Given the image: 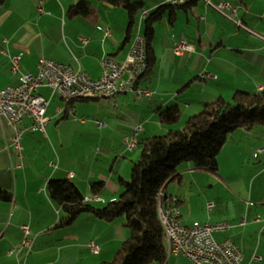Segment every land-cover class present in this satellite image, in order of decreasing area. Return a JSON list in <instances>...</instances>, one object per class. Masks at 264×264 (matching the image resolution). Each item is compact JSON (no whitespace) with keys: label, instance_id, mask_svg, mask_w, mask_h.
I'll use <instances>...</instances> for the list:
<instances>
[{"label":"crops","instance_id":"0c3cea01","mask_svg":"<svg viewBox=\"0 0 264 264\" xmlns=\"http://www.w3.org/2000/svg\"><path fill=\"white\" fill-rule=\"evenodd\" d=\"M80 1L44 0L43 3H37L36 0H5L4 6L0 8V88L17 85L22 73H36L42 58L80 67L91 79L101 76V61L104 58L117 61L126 58L137 29L136 26L133 37L128 36L127 13L123 9L90 0L89 6L95 11L96 17H69L70 7ZM139 1L145 3L149 12L166 4L164 0ZM190 1L194 3L186 8H177L175 12L167 10L155 24L153 47L157 57L156 67L138 82V87L149 89L152 96L140 100L131 91L113 98L116 114L121 116L118 120L125 121L133 131L138 126L142 127L139 140L144 139L143 135L145 138L165 135L180 124H161L158 116L160 110L179 106L182 113L184 111L182 123L219 97H230L238 90L251 93L264 90V0H212L214 4L226 1L235 6L237 13L234 19H228L203 0L187 2ZM40 4L45 12L39 11ZM166 14H169L172 34L171 39L163 38L162 54H159L156 46L157 25ZM237 21L244 28L238 27ZM105 29L111 30L110 37H105ZM181 38L194 46L195 52L175 55L172 47ZM20 54L23 56L18 72H13L12 59ZM202 72L213 73L218 79L201 82L198 77ZM39 92L50 97L46 87ZM88 101H74L72 106L75 113L72 114L76 115L78 102ZM62 107L64 103L60 98L52 99L47 113L50 118L47 128H50L51 133L54 132L52 125L55 120L67 119L72 115L68 112L59 114L58 109ZM24 122L29 124L27 119ZM85 123L86 120L81 121V124ZM103 131L102 136L105 135ZM104 132L109 133L110 130ZM132 132H123V152L119 151L120 154L116 155L111 165L109 161L113 150L110 146V149H98L95 158H79L74 165L60 160L57 168H53L50 167L52 159L49 161L50 156H45L47 167H36L30 158V145L37 143L43 147L41 140L45 136L35 135L38 132H27L21 140L25 146L22 145L23 150L20 151L14 146L10 127L5 122L0 124V190L13 194L10 202L0 200V264H99L111 261L129 237L123 219L105 222L91 214H83L73 225L58 226L64 214L50 198L46 187L51 179H72L76 180L75 184L85 196H91V185L103 182L106 190L104 195L99 196L102 201L91 203L103 207L109 201L116 200L122 190L119 178L126 181L130 178L133 159L140 156H134V151H127L124 144V138ZM236 133L250 139L253 145L249 146L243 161V156H233L231 164L237 169L230 173H226L230 166L229 160L223 165L221 157L229 142L222 148L218 156V172L210 174L222 180L226 196L219 193L217 201L206 202L213 201L215 204L211 210L205 205L208 216L200 219L193 217L191 206L186 205L184 196L178 190L168 189L172 181L168 183L164 194L184 198L180 205L183 225L229 222L231 230L216 232L215 239L220 242L228 238L233 240L243 253L242 264H264V208H256L258 204L264 205V153L258 158L254 157L257 150L264 148V130L258 129L256 134L245 130ZM50 152L45 155H50ZM103 153L106 155H101L99 160L98 155ZM186 173L203 176L209 172L197 170L188 164L180 172L183 175ZM71 174L73 178H70ZM245 177H250V189L246 191L248 196L237 190V187L241 189L246 183ZM259 178L262 180L258 183V189L254 190ZM198 201L202 202L201 199ZM24 225L31 229L32 247L10 254L11 250L22 244L24 235L21 227ZM91 242L100 248L99 254L91 252ZM254 256L261 260L254 261ZM164 264L192 263L183 256L168 252Z\"/></svg>","mask_w":264,"mask_h":264},{"label":"trees","instance_id":"16d2710c","mask_svg":"<svg viewBox=\"0 0 264 264\" xmlns=\"http://www.w3.org/2000/svg\"><path fill=\"white\" fill-rule=\"evenodd\" d=\"M90 0H81L71 6L68 16L89 18L95 16ZM107 6L123 9L129 20L128 36L133 37L139 18L146 5L139 0H93ZM194 1L182 5L164 4L148 13L143 24L147 41L148 68L144 76L153 72L157 57L154 52L155 24L167 10L186 8ZM5 0H0V8ZM147 10V9H146ZM174 15V13H173ZM171 16V19L173 17ZM101 99L85 98L81 100ZM159 121L166 126L180 122L182 111L171 106L159 111ZM264 130V90L256 93L236 91L231 100L224 97L207 103L202 112L190 116L182 129H170L162 136L139 140L138 160L132 163L130 181L119 178L121 193L116 200L97 207L85 200V195L70 179H51L47 193L64 216L58 226L73 225L83 214H91L105 222L123 218L129 237L111 261L99 264H164L168 257L164 230L158 214V199L168 183L181 178L179 168L190 164L195 169L216 174L218 156L230 136L239 130L256 134ZM105 183L91 185L93 195L102 196ZM0 200L10 202L13 194L0 190Z\"/></svg>","mask_w":264,"mask_h":264},{"label":"built area","instance_id":"2783aa9c","mask_svg":"<svg viewBox=\"0 0 264 264\" xmlns=\"http://www.w3.org/2000/svg\"><path fill=\"white\" fill-rule=\"evenodd\" d=\"M43 3L44 0H36ZM188 0H164L166 4L182 5ZM206 4L214 7L228 19H234L237 8L231 3L220 1L214 4L212 0H206ZM39 11L45 12L40 4ZM149 11L143 10L139 18L136 33L133 37L130 50L126 58L117 61L113 58H104L101 61L102 74L98 79H91L80 67L75 68L70 64L56 62L49 58H42L38 63L36 73L27 72L19 76L17 85L0 88V124L3 122L13 132L12 140L14 146L22 151L21 140L27 132H43L47 136L46 128L50 123L48 109L53 98H60L64 107L58 109L59 114L68 112L75 113L72 106L74 101L85 98H115L121 93L135 92L137 99L150 98L152 92L146 88L138 87V82L145 75L148 68L147 41L143 33V24ZM238 27L244 25L237 21ZM105 37L111 36V30H104ZM177 56L185 53L195 52L194 46L186 39H179L172 47ZM23 54L12 59V71L18 72L19 63ZM198 79L201 82L216 80L218 76L210 72H202ZM46 87L50 91V97L40 94V89ZM29 124H25V120ZM82 122L84 118L80 119ZM102 126L101 122H97ZM142 127L134 129L130 136L124 138L127 151L137 150L139 136ZM264 153V148L254 154L258 158ZM22 156V154H20ZM58 163H50V167L57 168ZM158 199V214L164 230L165 241L169 254L183 256L192 264H242L243 253L239 246L231 239L217 241L214 237L216 232H227L232 226L229 222L216 224L205 223L185 226L181 222L180 205L182 199L177 196H165L160 192ZM88 203L91 201H102L99 196H86ZM160 200H167L168 210L160 209ZM215 204L209 202L207 208L213 209ZM24 235L22 244L10 251L21 252L32 247L31 229L24 225L21 227ZM92 253L99 254L100 248L94 243L89 244ZM254 261H260L258 256L253 257Z\"/></svg>","mask_w":264,"mask_h":264},{"label":"rangeland","instance_id":"374dc122","mask_svg":"<svg viewBox=\"0 0 264 264\" xmlns=\"http://www.w3.org/2000/svg\"><path fill=\"white\" fill-rule=\"evenodd\" d=\"M157 28L158 44L156 46L157 48H159V54H162L163 46L161 42L163 38L171 39L172 34L169 25V14H166L164 20L157 25ZM165 65H167V63H165ZM227 90L229 89H226V91ZM231 97L232 95L226 98L227 100H231ZM143 103H145V101ZM183 115L184 111L182 113V116ZM83 117L86 120L85 124H81L80 119ZM119 117L121 116L119 114H116V108L113 103V99L111 98L91 99L88 102H78L76 115L72 114L67 119L58 118L54 121L52 125V129H54V132L51 133L50 128H46L47 136L43 132H38L37 134H35L45 136V138H42L41 140L44 144L43 147H41L37 143L34 146L30 145V158L35 162L36 167L44 165L47 167V159L44 158L45 156L46 158L50 156L48 157V160L51 161L52 159L51 162L58 163L60 160H63L69 165H74L80 159L89 160L92 157L95 158L97 155L96 151L97 153L99 151L98 149L102 147L109 148L111 146V150H113L111 159L109 161L111 165L114 162L116 155L120 154L119 151L123 152V135L125 134L123 132L133 131L132 129H130L129 125L125 123V121H121V119L118 120ZM97 122H102V124L104 125L100 127ZM185 123V120L182 123L180 120V124L178 123L179 125H177L174 129H182ZM107 129L110 130L109 133L104 132ZM101 130H104L103 133L105 134V137L102 136ZM142 138H145V136L143 135ZM229 140L231 141H228L230 144L228 143L226 150H224L221 154L223 165H225V162H227V160H229L230 162V166L226 173L233 172L237 169L231 164V162H233V156H235L236 154L243 156V158L241 159L243 161V159L249 152V148L253 145L250 139L244 138L243 135L239 133L232 134ZM22 145L25 146L24 142H22ZM237 147L238 151H236ZM49 151H51L50 155H45V153L48 154ZM140 153L141 149L138 147L133 154L134 156H139ZM133 154L131 155L133 156ZM101 155L105 156L106 154H99V160H101ZM128 157L131 158L130 156ZM104 159L105 158H102V160ZM133 160L136 161L138 159L135 158ZM183 167L184 165L179 168L180 172ZM238 170L242 172L241 168H239ZM180 175L182 178L180 180L172 181L168 189L176 191L178 190L184 196V198L187 200L186 205L189 204L191 206V215L193 217L195 216V218L197 219H200L206 215L208 216V213L205 209V205L208 204L206 203L208 200H216L219 193H222V195L226 196V190L222 186L224 184L222 180L217 178V176H213L210 173H206L203 176L199 175V173L196 175H190L189 173H186V175ZM130 179L131 175L130 178L127 179V181H130ZM245 179L246 183L243 184L241 189L237 187V190L241 192L243 191L242 194L248 196L246 191L250 189V187L248 186L250 177H245ZM260 180H262V178H259V180H257L254 186V190L258 189L257 186ZM70 181L73 183L76 182V180L74 181L72 179H70ZM203 185H205V187ZM211 185L213 187H211ZM184 198L182 197L183 200ZM200 199L202 200V202L198 201ZM257 203L258 202H253V204ZM256 208H260L262 210L264 208V205L258 204L256 205Z\"/></svg>","mask_w":264,"mask_h":264},{"label":"bare ground","instance_id":"6f19581e","mask_svg":"<svg viewBox=\"0 0 264 264\" xmlns=\"http://www.w3.org/2000/svg\"><path fill=\"white\" fill-rule=\"evenodd\" d=\"M206 3V0H203ZM70 178H73V175H70ZM160 209L161 210H168V202L167 200H160Z\"/></svg>","mask_w":264,"mask_h":264}]
</instances>
